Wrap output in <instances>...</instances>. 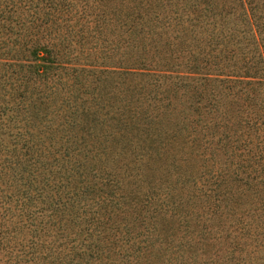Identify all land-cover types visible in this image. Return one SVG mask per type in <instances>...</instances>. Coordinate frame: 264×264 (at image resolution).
Listing matches in <instances>:
<instances>
[{"label":"trees","instance_id":"obj_1","mask_svg":"<svg viewBox=\"0 0 264 264\" xmlns=\"http://www.w3.org/2000/svg\"><path fill=\"white\" fill-rule=\"evenodd\" d=\"M0 264H264V0H0Z\"/></svg>","mask_w":264,"mask_h":264}]
</instances>
